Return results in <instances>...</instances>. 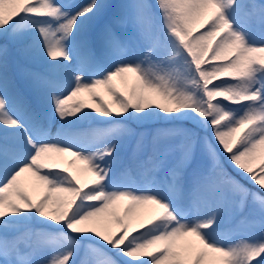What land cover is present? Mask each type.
I'll list each match as a JSON object with an SVG mask.
<instances>
[{"label":"snow or ice","instance_id":"1","mask_svg":"<svg viewBox=\"0 0 264 264\" xmlns=\"http://www.w3.org/2000/svg\"><path fill=\"white\" fill-rule=\"evenodd\" d=\"M0 264H264V0H0Z\"/></svg>","mask_w":264,"mask_h":264},{"label":"rangeland","instance_id":"2","mask_svg":"<svg viewBox=\"0 0 264 264\" xmlns=\"http://www.w3.org/2000/svg\"><path fill=\"white\" fill-rule=\"evenodd\" d=\"M117 83V86L121 88V90L123 91L125 89L124 85L121 84L119 81L116 82ZM100 92L101 95H103L104 99L106 101H110V97L108 96V94L103 90V89H100L98 90ZM84 98L87 99V94H83ZM56 117V116H55ZM57 119V127H60L59 125H61V121L56 117ZM70 158V157H63V158H60L59 162H60V165L61 167H64L65 165L67 166L66 162H67V159ZM73 171L75 172V169H73ZM31 191V194L33 195L34 198H37L39 197L40 195V190H32L30 189ZM126 202H121L117 208L119 209H124V205H125ZM116 208V209H117ZM135 211H138V210H134ZM121 214V213H120ZM148 218V213L147 212H143L140 216H139V219L137 220H134V224H138L141 220L143 221H146ZM234 219L228 217L227 215H225V218H224V222L221 226V230H223L227 225H229L230 223H233ZM261 234V229L259 228H254V229H244V233H238V234H234L230 237H226V236H223L222 235V239H224L226 242H232V241H235V240H239V239H243V238H246V237H252V236H259ZM90 260L94 261L96 259V257L92 256L91 254L89 255L88 257Z\"/></svg>","mask_w":264,"mask_h":264},{"label":"trees","instance_id":"3","mask_svg":"<svg viewBox=\"0 0 264 264\" xmlns=\"http://www.w3.org/2000/svg\"><path fill=\"white\" fill-rule=\"evenodd\" d=\"M226 166L229 167V168L231 167V165H228V164H226Z\"/></svg>","mask_w":264,"mask_h":264}]
</instances>
